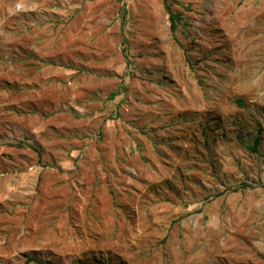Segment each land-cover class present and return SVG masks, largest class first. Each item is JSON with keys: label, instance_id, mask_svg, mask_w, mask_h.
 I'll return each instance as SVG.
<instances>
[{"label": "rangeland", "instance_id": "374dc122", "mask_svg": "<svg viewBox=\"0 0 264 264\" xmlns=\"http://www.w3.org/2000/svg\"><path fill=\"white\" fill-rule=\"evenodd\" d=\"M167 4L0 0V264H264V0Z\"/></svg>", "mask_w": 264, "mask_h": 264}, {"label": "trees", "instance_id": "16d2710c", "mask_svg": "<svg viewBox=\"0 0 264 264\" xmlns=\"http://www.w3.org/2000/svg\"><path fill=\"white\" fill-rule=\"evenodd\" d=\"M167 1L168 0H164V4H165V9H166V11L169 14V18H170V22H171L170 29H171L172 32H176L177 29H178L179 23L182 21V16H181L180 13L173 12V10L171 9V6L169 4H167ZM259 143H260V137L257 136L253 146L250 149L253 152H258ZM31 262H33L35 264H42V262L39 259H36V258H29V259L26 260L25 263L29 264Z\"/></svg>", "mask_w": 264, "mask_h": 264}]
</instances>
